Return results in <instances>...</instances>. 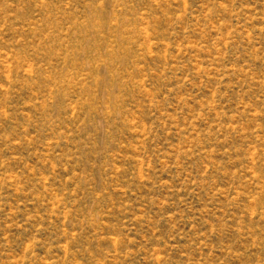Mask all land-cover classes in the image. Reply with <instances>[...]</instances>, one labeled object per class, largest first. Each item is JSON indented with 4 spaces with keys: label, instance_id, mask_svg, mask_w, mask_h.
I'll return each mask as SVG.
<instances>
[{
    "label": "rangeland",
    "instance_id": "obj_1",
    "mask_svg": "<svg viewBox=\"0 0 264 264\" xmlns=\"http://www.w3.org/2000/svg\"><path fill=\"white\" fill-rule=\"evenodd\" d=\"M0 264H264V0H0Z\"/></svg>",
    "mask_w": 264,
    "mask_h": 264
}]
</instances>
